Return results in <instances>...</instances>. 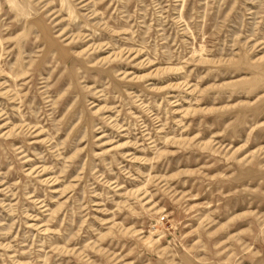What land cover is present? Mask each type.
<instances>
[{
	"label": "rangeland",
	"instance_id": "374dc122",
	"mask_svg": "<svg viewBox=\"0 0 264 264\" xmlns=\"http://www.w3.org/2000/svg\"><path fill=\"white\" fill-rule=\"evenodd\" d=\"M0 264H264V0H0Z\"/></svg>",
	"mask_w": 264,
	"mask_h": 264
},
{
	"label": "built area",
	"instance_id": "2783aa9c",
	"mask_svg": "<svg viewBox=\"0 0 264 264\" xmlns=\"http://www.w3.org/2000/svg\"><path fill=\"white\" fill-rule=\"evenodd\" d=\"M161 220H163V218H161Z\"/></svg>",
	"mask_w": 264,
	"mask_h": 264
}]
</instances>
